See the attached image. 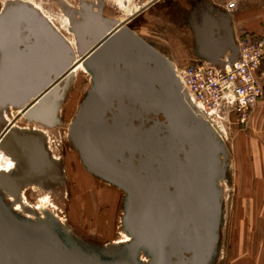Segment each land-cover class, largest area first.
<instances>
[{
  "label": "water",
  "instance_id": "obj_1",
  "mask_svg": "<svg viewBox=\"0 0 264 264\" xmlns=\"http://www.w3.org/2000/svg\"><path fill=\"white\" fill-rule=\"evenodd\" d=\"M40 20L16 5L0 15V72L4 75L0 79V99H6L1 96L5 92L12 100L44 94L37 108L47 114L44 122L38 121L49 124L67 84L64 76L69 54L67 48L60 49L56 36ZM206 25L207 33L197 34L203 53L212 58L222 55L225 45L236 53L226 17L222 25L227 44H220L216 37L217 23L212 16L206 17ZM102 32L93 23L74 32L79 53L94 48L103 66L100 81L94 80L76 118L86 148L95 165H107L141 183L146 204L138 220L154 238L155 248L141 235L150 246L151 264H204L214 239L218 210L212 159L206 149L217 152L221 146L213 140L207 122L193 114L175 75L165 70L157 55L110 31L99 38ZM12 66L18 69L23 84L10 94L7 82ZM27 135L35 147L30 168L39 175L56 173V163L47 154L41 135L33 131ZM89 170L119 184L109 171L97 167ZM16 179L22 180L19 176ZM160 203H164L162 209ZM0 206L15 243L8 244L0 237V264H78L58 249L48 231H24L15 222L28 221L9 218L1 202Z\"/></svg>",
  "mask_w": 264,
  "mask_h": 264
},
{
  "label": "rangeland",
  "instance_id": "obj_2",
  "mask_svg": "<svg viewBox=\"0 0 264 264\" xmlns=\"http://www.w3.org/2000/svg\"><path fill=\"white\" fill-rule=\"evenodd\" d=\"M112 2L113 0H0V15L12 9L14 5L24 7L36 16L42 17L45 14L71 41L78 60H83L87 52L79 53L74 32L77 33L78 28L87 22L90 23L91 18L95 17L92 15L93 12L98 13L100 10L101 19L105 22L114 17L118 21V18H122L129 10V5H134L136 0H130L128 6L125 3L126 6L120 10H114L111 7ZM236 2V0H227L223 3L227 15L234 11ZM38 7L43 14L38 11ZM161 10L162 12L155 9V13L146 14L134 20L136 35L143 43L146 42L144 44H149L160 54L171 59L176 68L184 67L196 58L192 47L193 33L190 20L189 18H171L163 14V9ZM42 18L48 23L44 16ZM73 21L78 23L74 24ZM171 29H177L179 42H173L167 38L166 32L169 33ZM2 53L0 48V71L3 68ZM89 68L91 67H80L71 74L67 71L65 90L57 102L55 115L49 124L20 114L17 119L11 120L17 115V109L29 111L31 106L28 107V104L35 103L34 97L27 98L21 103L13 102V105L6 107L5 113L0 116L1 139L10 137L7 130L10 129L11 124L9 126L6 124L11 120L20 127V130L11 129L18 131V135L28 136L27 134L31 131L39 133L47 154L55 161L56 166L57 164L61 166L57 168V177L53 174L50 179L44 178L40 182L30 180L38 175L28 165V168L21 173L22 180L17 181L11 171L17 159L30 163L29 153L19 148L17 149L19 156L15 159L6 154H0V167L3 170L9 169L8 185L14 190L12 194L17 196L15 198L8 196L0 186V202L9 218L22 222L28 221L15 222L21 226V229L31 232L43 228L48 231L55 238V245L62 253L70 260L73 258L78 261V264H102L101 262L151 264L153 255L145 240H148L154 248L155 244L153 236L145 231L138 220V215L143 214L140 209L144 203L143 191L140 190L139 183L129 175L111 169L109 166L95 165L93 163L95 161H92L91 156L88 158L86 153L85 139L79 127L80 121L76 118L94 86V80L99 82L102 77L97 69ZM170 72L175 75V67ZM8 100V98L0 100V103L7 104ZM213 121L218 124L221 133L209 121L207 124L212 127L210 128L212 138L219 142L221 149L217 152L207 149L206 151L212 159L214 173L211 178L216 192L218 210L213 226L214 239L209 245L204 264H264V257L259 254L257 256L259 251L255 254L252 249L259 245L260 251L264 250L262 249L264 239L257 237L256 234L253 235L252 232L256 229L257 233L258 221L264 220V186L261 193L252 192L256 186H259L258 182L261 181L262 185L264 184V177L257 176L259 165H263L264 159L257 156L256 148L258 147H245L241 144L243 126L235 119L215 118ZM237 139L239 144L236 145ZM10 142V146L14 147V141L10 140ZM16 148L14 147V150ZM81 149L87 168L93 170L97 167L103 172L109 171L114 174L119 184L112 178H105L87 169L82 161ZM58 158L61 160L58 161ZM22 169L20 168L19 172ZM18 184L22 186L18 187ZM252 202L255 204L263 202V207L260 208L258 205L253 210ZM0 216L5 219L1 206ZM0 224L5 226L1 220ZM36 224L42 226H36ZM4 229L8 233L6 227ZM77 251L85 260L79 257ZM154 253L156 254V250ZM87 257L90 258L86 260Z\"/></svg>",
  "mask_w": 264,
  "mask_h": 264
},
{
  "label": "built area",
  "instance_id": "obj_3",
  "mask_svg": "<svg viewBox=\"0 0 264 264\" xmlns=\"http://www.w3.org/2000/svg\"><path fill=\"white\" fill-rule=\"evenodd\" d=\"M234 44L235 54L227 49L216 60L175 66V77L187 105L192 111L203 112L206 122L216 125L215 118H233L238 124H245L264 96V37L241 30L235 35Z\"/></svg>",
  "mask_w": 264,
  "mask_h": 264
},
{
  "label": "flooded vegetation",
  "instance_id": "obj_4",
  "mask_svg": "<svg viewBox=\"0 0 264 264\" xmlns=\"http://www.w3.org/2000/svg\"><path fill=\"white\" fill-rule=\"evenodd\" d=\"M130 0H113L111 7L113 9H118L125 7L126 5L128 6V2ZM215 3H212L211 0H136V3L134 5H129V10L125 12L124 16L122 18L118 19H124V24L126 27L132 31L133 33L136 34L135 32V26L133 25L134 20L139 19L141 16L149 14L150 13H155L156 11L162 12L161 9H163V14H167L171 18H186L190 20L191 26L190 28L192 29L193 33V43L192 47L193 50H195L196 58L193 59V62L195 60H208V59H213L216 60L218 56L216 57H208L203 51L201 50V37H199L197 34L206 32L207 29L205 26L206 25V17L208 16H213L217 20V26L214 28V32L218 29L219 26H222V19L227 16L226 9L223 8V3L226 2L227 0H215ZM126 3V5H125ZM146 3V4H144ZM88 12V11H87ZM96 18L93 20L94 26H97V28H100L103 30L102 35L99 36L102 37L106 33L112 30L114 28L110 24L116 23L117 18H109L108 22H105L104 20L101 19L102 13L101 10L98 11V13L93 12L92 14ZM219 21V22H218ZM111 29V30H110ZM132 29V30H131ZM169 31V30H168ZM177 29H171V31L166 32L167 38L173 42H179L180 38L179 35L176 33ZM222 41H220V44ZM77 50V49H76ZM192 63V62H191ZM2 72H0V79L3 78ZM9 86H13L11 81L7 82ZM10 87V88H11ZM5 94V93H3ZM2 104H5V102H2ZM17 115L11 119L14 121V119H17L19 117L20 113H16ZM2 114L0 113V116ZM21 115V114H20ZM8 121L7 126H9L11 123L16 124L13 121ZM39 120V119H38ZM41 121V120H40ZM18 127V125H16ZM20 129V127H18ZM18 129V130H19ZM8 133H10V137L12 138V141H14V147H17L16 150H14V159L18 158V151L17 149L22 148L25 152L27 151L29 153V159L32 160L33 154H35V147L32 144V140L27 139L28 136H23V135H18V131H12V130H7ZM28 157V156H27ZM61 159L58 158V161ZM61 163V162H60ZM29 167L31 166L30 163H28ZM61 167L60 164H57V168ZM23 168L20 172L19 169ZM25 168H27V163L24 160L17 159L15 162V166L13 170L11 171V174L14 176V178H17L18 176L21 177V173L25 171ZM35 170V168H32ZM64 170V169H63ZM57 171V169H56ZM36 174L39 175V172L35 170ZM53 176V174H41L37 177H32L30 180L31 181H40L42 182L43 179H50ZM65 176V175H64ZM54 177H57V174L54 173ZM27 182V181H26ZM23 184L25 183L24 181L22 182ZM21 183V184H22ZM20 184V187L23 185Z\"/></svg>",
  "mask_w": 264,
  "mask_h": 264
},
{
  "label": "bare ground",
  "instance_id": "obj_5",
  "mask_svg": "<svg viewBox=\"0 0 264 264\" xmlns=\"http://www.w3.org/2000/svg\"><path fill=\"white\" fill-rule=\"evenodd\" d=\"M144 4H146V3H144ZM29 7V6H28ZM32 7V6H31ZM24 8V7H23ZM26 9V8H25ZM38 9V11L40 12V13H42L41 11L42 10H40L39 9V7L37 8ZM28 10V9H27ZM29 11V10H28ZM91 12V11H90ZM29 13L30 14H33V13H31L30 11H29ZM36 13V12H35ZM37 14V13H36ZM43 14V13H42ZM41 15V14H40ZM33 16L34 17H37L40 21H42L43 22V25L45 26V28H47V30L51 33V34H53V35H55L56 36V38L58 39V41H59V43H60V49L61 48H67L68 49V54H69V68L67 69V71H68V74H71V73H74L75 71H76V69H78V68H80V67H93V68H95V69H97L98 70V74L99 75H102L103 74V66H102V64H101V60H100V58L98 57V55L96 54V52H95V50H94V48H91V49H89L88 51H87V55H86V58H84L83 60L82 59H79L78 60V58H77V56H76V54H75V51H74V48H73V45H72V43H71V41L66 37V36H64L57 28H56V26L46 17V15L44 14V15H42V17L44 16V18L48 21V23L47 22H45V20H43V18L41 17V16H36L35 14H33ZM69 18V17H68ZM96 17H92L91 18V22L90 23H93V20L95 19ZM70 20V19H69ZM68 20V21H69ZM86 20V19H85ZM70 22V21H69ZM74 22V24H75V22L76 21H73ZM72 22V23H73ZM71 23V24H72ZM76 23H78V22H76ZM90 23H88L87 22V24H90ZM80 24H82V23H80ZM86 25V24H85ZM84 25V26H85ZM84 26H82V27H80V28H78V30L77 31H80L82 28H84ZM112 26L114 27V28H112V30L110 31V32H113L114 34H116V35H120V36H123V37H126L127 39H129L130 41H132L133 43H136V44H138V45H141V46H143V47H146L147 49H149V50H151L155 55H157V57H159V59H160V61L163 63V65H164V68H165V70L167 71V69L169 70V71H171V69L173 68V67H175V64H174V62L171 60V59H168L166 56H163L162 54H160L156 49H154V48H152V47H150V46H148V45H146V44H144L143 42H142V40L140 39V37L139 36H137L135 33H133L132 31H130L127 27H126V25L124 24V19L123 20H119L118 19V21H116V23H114V24H112ZM75 27H76V25H75ZM78 27V26H77ZM206 27V29H207V26H205ZM132 30V29H131ZM0 48L2 49V47L0 46ZM82 53H85L84 51L82 52ZM76 56V57H75ZM67 71H66V73H67ZM10 80L9 81H11L12 82V84H13V86L11 87V88H9L8 87V89H7V91H9V92H11L10 94H12L13 93V91H16V89L18 88V87H20L23 83H22V80L20 79L21 78V75L19 74V72H18V69L15 67V66H12V69H11V71H10ZM66 79H67V76H66V74H65V76H64ZM44 93H47V92H44ZM44 94H40V95H38V96H36V97H34V98H36V100H35V103L34 102H32V103H30V104H28V107H30L31 109L29 110V111H25V109H17V113H20L21 115H25V116H27L29 119H35V118H37V119H39V120H41V121H43L44 122V118L46 117V114H47V111L45 110H42V109H40V107H38L37 108V106H38V100H39V98L40 97H42ZM2 97H5L6 99L8 98H10V95H9V93H7V92H5V94H3V95H1ZM1 101H3V100H5V99H0ZM25 99H22V100H18V99H16V100H12V99H9L8 101H7V104H2V103H0V113L3 115L4 113H5V110H6V107H9V106H11V105H13V102H15V103H17V102H19L20 101V103L21 102H23ZM34 110H35V112H34ZM193 114L200 120V121H206V117L204 116V114H203V112H201V111H193ZM212 125H213V127L217 130V131H219L220 133H221V129L219 128V126H217V125H215V124H213L212 123ZM13 128H18V127H16V124H14V123H11V125H10V129H9V131L11 130V129H13ZM210 128H212L211 126H210ZM19 129V128H18ZM20 130V129H19ZM82 130V129H81ZM82 134H83V131H82ZM27 139H29L28 137H27ZM83 139H84V137H83ZM10 140L12 141V139H11V137H8V138H6L5 140H3V139H1L0 138V154H6V155H8L10 158H12V159H14V150H13V148L10 146V144H11V142H10ZM85 146V149H86V145H84ZM86 153H87V155H88V158H89V156H91L90 155V152L86 149ZM99 164V163H98ZM99 165H104V164H99ZM107 166V165H106ZM8 168H10V166H8ZM111 169H114V168H111ZM114 170H116V169H114ZM8 171H9V169H2L1 167H0V186L7 192V195L8 196H14L13 194H12V192H14V190H13V188L12 187H9V185H8V179H9V181H10V178L9 177H7V173H8ZM116 171H118V170H116ZM120 172V171H119ZM127 175V174H126ZM131 177V176H130ZM132 178V177H131ZM134 179V178H133ZM137 183H139L136 179H134ZM11 181H12V179H11ZM10 184V183H9ZM139 186H140V190L141 191H143V199H144V203H143V205H142V207H141V211H143L144 212V207L143 206H145V204H146V196H145V194H144V190L142 189V185H141V183H139ZM16 196V195H15ZM15 196H14V198H15ZM17 197V196H16ZM13 198V199H14ZM163 205H164V203H163ZM163 205L160 203V208L162 209L163 208ZM0 220L2 221V223L5 225V219H3V217H1L0 216ZM143 222H142V220H141V224H142ZM143 225V224H142ZM3 226H1V224H0V237L2 238V240L3 241H5V242H7L8 244H15L14 243V241H13V238H12V236H10L7 232H6V230L4 229V227L2 228ZM143 228L145 229V231H147V233L148 234H150L151 235V232L148 230V227L147 226H145V225H143ZM152 236V235H151ZM154 242V241H153ZM155 244V243H154ZM59 250H60V248H58ZM61 251V250H60ZM62 252V251H61ZM64 254V253H63ZM65 255V254H64ZM73 262H76V263H78V261H76L75 259H71Z\"/></svg>",
  "mask_w": 264,
  "mask_h": 264
},
{
  "label": "crops",
  "instance_id": "obj_6",
  "mask_svg": "<svg viewBox=\"0 0 264 264\" xmlns=\"http://www.w3.org/2000/svg\"><path fill=\"white\" fill-rule=\"evenodd\" d=\"M236 7L230 15H227L226 18L228 19V23L230 26V35L232 41L235 42V35H237L241 30H246L251 33L253 36L257 37H264V0H236ZM217 20L215 17L212 16ZM225 18L222 19V22ZM219 22V21H218ZM208 31V29H207ZM207 33V32H206ZM216 37L219 38V42L222 41L223 44H227V36L226 31L222 26H219L215 32ZM227 45H225V51L227 49ZM261 71L264 72V55L261 65ZM243 126L241 128V144L245 145V147H258L257 149V156L263 157L264 159V96L261 100L255 105V107L250 112L249 119L247 123L241 124ZM239 144V140L237 139L236 145ZM264 162V161H263ZM259 172L257 176L260 178L264 177V163L263 165H259ZM257 171V170H256ZM257 173V172H256ZM261 183V184H260ZM259 186H256L255 190L253 189V193H261L263 191L262 182H258ZM263 202L255 204L252 202L251 208L254 210L256 206L259 205L261 208ZM263 207V206H262ZM253 235H258L257 237L264 239V220H259L257 224V233L256 229L252 231ZM261 246V245H260ZM257 247V246H255ZM252 248L254 253H257L264 257V250L261 252L260 249L257 247ZM264 249V247H262ZM256 250V251H255ZM247 256V255H245ZM237 257H239L237 255Z\"/></svg>",
  "mask_w": 264,
  "mask_h": 264
}]
</instances>
